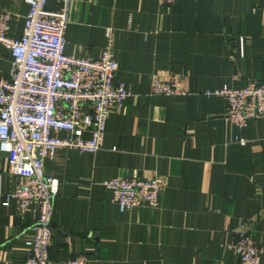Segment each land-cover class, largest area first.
Returning a JSON list of instances; mask_svg holds the SVG:
<instances>
[{
	"label": "crops",
	"instance_id": "obj_1",
	"mask_svg": "<svg viewBox=\"0 0 264 264\" xmlns=\"http://www.w3.org/2000/svg\"><path fill=\"white\" fill-rule=\"evenodd\" d=\"M0 7L11 13L9 36L19 37L29 5L0 0ZM69 20L65 52L98 58L110 42L116 80L131 95L112 105L98 152L59 148L45 161V176L59 180L50 257L239 264L227 243L241 231L264 247V119L236 126L226 120L227 98L206 93L264 80V0H71ZM0 57L6 78L12 56L0 46ZM171 73L182 75L186 93L154 94L152 79ZM117 176H158L160 205L121 212L101 184ZM21 181L0 151V264L28 257L37 208L22 211L14 198L3 204Z\"/></svg>",
	"mask_w": 264,
	"mask_h": 264
},
{
	"label": "built area",
	"instance_id": "obj_2",
	"mask_svg": "<svg viewBox=\"0 0 264 264\" xmlns=\"http://www.w3.org/2000/svg\"><path fill=\"white\" fill-rule=\"evenodd\" d=\"M51 1L56 7H50ZM25 2L29 11L17 38L8 34L11 13L0 7V46L12 56L9 76L0 78V151L7 157L9 173L22 178L3 204L14 198L22 211L37 208L33 233L27 241L26 264H89L88 255L83 253L64 263L50 257L51 217L59 180L45 176L44 164L59 148L98 152L112 105L122 106L131 89L116 80L119 64L110 42L98 58L65 52L71 0ZM107 36H111V28H107ZM239 40L243 49L245 37ZM181 79L180 73L153 78L151 90L162 95L185 94ZM206 93L227 98L226 120L236 126L264 119V80H250L241 87L225 85ZM59 132L66 136H59ZM101 184L121 212L157 208L165 188L158 176H117ZM227 247L237 254L239 264H260L264 255V247L258 246L247 231L239 232Z\"/></svg>",
	"mask_w": 264,
	"mask_h": 264
}]
</instances>
